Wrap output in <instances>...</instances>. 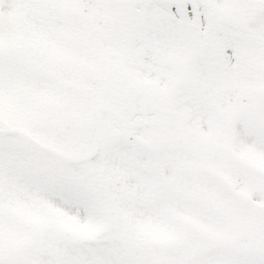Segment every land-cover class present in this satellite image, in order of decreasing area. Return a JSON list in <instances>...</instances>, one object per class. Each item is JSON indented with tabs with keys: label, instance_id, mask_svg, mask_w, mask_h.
<instances>
[{
	"label": "snow or ice",
	"instance_id": "snow-or-ice-1",
	"mask_svg": "<svg viewBox=\"0 0 264 264\" xmlns=\"http://www.w3.org/2000/svg\"><path fill=\"white\" fill-rule=\"evenodd\" d=\"M0 264H264V0H0Z\"/></svg>",
	"mask_w": 264,
	"mask_h": 264
}]
</instances>
